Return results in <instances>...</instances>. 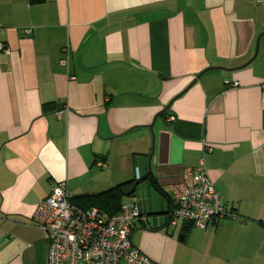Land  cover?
<instances>
[{
  "label": "crops",
  "instance_id": "crops-1",
  "mask_svg": "<svg viewBox=\"0 0 264 264\" xmlns=\"http://www.w3.org/2000/svg\"><path fill=\"white\" fill-rule=\"evenodd\" d=\"M0 42V264H47L31 218L56 183L140 179L153 261L264 264V0H0ZM202 159L235 215L170 226Z\"/></svg>",
  "mask_w": 264,
  "mask_h": 264
},
{
  "label": "built area",
  "instance_id": "built-area-1",
  "mask_svg": "<svg viewBox=\"0 0 264 264\" xmlns=\"http://www.w3.org/2000/svg\"><path fill=\"white\" fill-rule=\"evenodd\" d=\"M0 50L10 52L2 42ZM61 62L67 64L68 56ZM170 192L174 202L170 226L184 223L206 229L235 215L221 203L204 159L198 167H185ZM73 196L67 183L60 181L35 207L31 220L47 242V264H158L132 241L134 228L147 221L139 205H123L109 214L97 206L82 207Z\"/></svg>",
  "mask_w": 264,
  "mask_h": 264
},
{
  "label": "trees",
  "instance_id": "trees-1",
  "mask_svg": "<svg viewBox=\"0 0 264 264\" xmlns=\"http://www.w3.org/2000/svg\"><path fill=\"white\" fill-rule=\"evenodd\" d=\"M140 180H131L116 186L110 187L99 193L84 194L73 196L72 200L82 207L97 206L109 214H115L121 209V198L125 194L134 193L135 185L139 184ZM129 183H133L132 187H128ZM186 227V226H185Z\"/></svg>",
  "mask_w": 264,
  "mask_h": 264
},
{
  "label": "rangeland",
  "instance_id": "rangeland-1",
  "mask_svg": "<svg viewBox=\"0 0 264 264\" xmlns=\"http://www.w3.org/2000/svg\"><path fill=\"white\" fill-rule=\"evenodd\" d=\"M121 204L122 205H132L134 203V196L133 194H125L121 198ZM170 230L176 231L178 233L179 228L178 227H169Z\"/></svg>",
  "mask_w": 264,
  "mask_h": 264
},
{
  "label": "water",
  "instance_id": "water-1",
  "mask_svg": "<svg viewBox=\"0 0 264 264\" xmlns=\"http://www.w3.org/2000/svg\"><path fill=\"white\" fill-rule=\"evenodd\" d=\"M261 35H263V33L260 34L259 38L261 37ZM259 38H258V40H257V41H258V44H259ZM258 44H257V45H258ZM257 50H258V47H257ZM255 55H256V53H255ZM254 57H255V56H254ZM251 61H252V59L249 61V63H250ZM247 65H248V64H245V65H243V66H241V67H244V66H247ZM212 68H215V67H211V68H208V69H212ZM208 69H207V70H208ZM234 69H235V68H234ZM193 83H194V82H193ZM174 100H175V99H173L172 101H170L169 104H167V106L164 108V110H163L161 113L167 111V110L171 107V105L173 104ZM150 127L153 128V124L150 125Z\"/></svg>",
  "mask_w": 264,
  "mask_h": 264
}]
</instances>
